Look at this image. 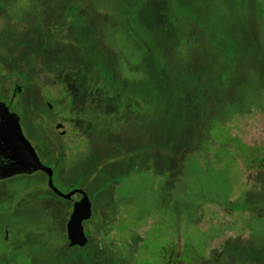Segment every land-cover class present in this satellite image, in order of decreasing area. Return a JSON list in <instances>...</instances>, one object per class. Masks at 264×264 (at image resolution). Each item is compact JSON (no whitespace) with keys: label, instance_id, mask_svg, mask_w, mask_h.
<instances>
[{"label":"rangeland","instance_id":"374dc122","mask_svg":"<svg viewBox=\"0 0 264 264\" xmlns=\"http://www.w3.org/2000/svg\"><path fill=\"white\" fill-rule=\"evenodd\" d=\"M0 34V93L94 208L72 247L80 194L1 180L0 264H264V0H0Z\"/></svg>","mask_w":264,"mask_h":264},{"label":"flooded vegetation","instance_id":"af4514ba","mask_svg":"<svg viewBox=\"0 0 264 264\" xmlns=\"http://www.w3.org/2000/svg\"><path fill=\"white\" fill-rule=\"evenodd\" d=\"M70 2V1H69ZM71 2H74V0H71ZM66 7V6H65ZM67 8V7H66ZM67 24H65L64 27L61 28V31L66 33L67 34ZM1 35V34H0ZM0 43H4V41H0ZM5 66V64H4ZM2 67V69L0 70V74H2L3 72H21V73H26L25 71H23L22 69H11V70H5V67ZM69 73H72V75L75 73L77 74L76 75V78L78 81H80V83H84L82 81V79L78 76V72H74V70H72V72H69ZM80 74V73H79ZM68 75V74H67ZM69 76V75H68ZM67 78L69 80L72 79V77L74 78L75 75H73L72 77L69 76ZM76 80V79H75ZM57 83V82H56ZM61 83H63V81H61ZM25 88H26V83H19V84H16L14 83V86H13V90L11 91V93L9 95H3L2 93H0L1 97H3L2 99H0V181L1 180H7V179H11L12 177H16L17 175H25V174H32L33 172L30 171V169L28 168L27 166V163L24 162V160L22 158H20L17 153L15 152L14 148L11 146V141H10V138L8 136L9 134V131L11 129V122H10V119H9V115H8V112L7 110L11 113V114H14L15 116H17V118L19 119V122H20V125L22 127V123H21V116L19 114V112L12 108V106L10 105V103L12 104V102L15 103L16 107L19 108V101H18V98L24 93L25 91ZM55 90H56V94L58 95V107H59V104H60V109L58 110L59 112L62 113V109H64L65 111H67L68 113L71 111V105L68 103V94H70L71 92H66V93H62L60 92L57 87H54ZM51 90V88H49ZM73 90V89H71ZM52 91V90H51ZM76 90H73V95L76 94L75 92ZM31 96H32V92H31ZM25 98V97H24ZM12 100V102H10ZM47 105H48V108L49 109H53L55 110L53 107H51L47 100H45ZM18 110V109H17ZM68 119V118H66ZM67 121H70L72 122V119H68ZM74 122V121H73ZM60 131V129H59ZM63 131V130H62ZM60 131V132H62ZM25 135V134H24ZM29 141V140H28ZM30 142V141H29ZM31 144V143H30ZM32 145V144H31ZM32 147L34 148V150L36 151V153L38 154L37 150L35 149V147L32 145ZM39 155V154H38ZM40 157V156H39ZM41 159V158H40ZM47 166H50L49 164H45ZM51 167V166H50ZM36 173V172H35ZM44 174H46L47 176V181H48V186H49V176L46 172H43ZM55 174V173H54ZM50 188V187H49ZM51 189V188H50ZM52 190V189H51ZM53 191V190H52ZM55 193V192H54ZM56 194V193H55ZM80 194V193H78ZM57 195V194H56ZM58 196V195H57ZM80 201L83 199V195L80 194ZM59 197V196H58ZM89 197V195H88ZM61 198V197H59ZM63 199V198H61ZM90 199V197H89ZM64 200V199H63ZM69 200V199H68ZM79 202V201H78ZM91 202V200H90ZM91 207H92V216H93V213H94V208H93V205L91 203ZM91 219V218H90ZM89 219V220H90ZM88 221V220H86ZM84 221L83 222V228H84V234H85V237L87 239V242L84 244V245H72L71 244V241L69 239V234H68V240H69V244L72 246V247H76V248H84V247H87L89 245V236L85 233V227H84V223L86 222ZM67 232H68V225H67ZM180 256V254H179ZM178 256V257H179ZM162 258L163 260H167V259H170V257L168 256L167 252H164L162 254ZM174 258V255H172L171 259ZM163 261V262H164ZM178 264H180V262H178Z\"/></svg>","mask_w":264,"mask_h":264},{"label":"water","instance_id":"95a60500","mask_svg":"<svg viewBox=\"0 0 264 264\" xmlns=\"http://www.w3.org/2000/svg\"><path fill=\"white\" fill-rule=\"evenodd\" d=\"M7 112L11 122V129L8 134L11 146L17 155L27 163L30 171L33 173L38 171L46 172L49 176V187L63 199H71L77 193L83 195V199L76 204L74 212L68 222V234L72 245H84L87 239L84 234L83 222L92 217V207L87 192L78 189L69 194L62 193L54 183L53 169L43 164L40 160L38 154L25 137L17 116L11 114L8 110Z\"/></svg>","mask_w":264,"mask_h":264}]
</instances>
